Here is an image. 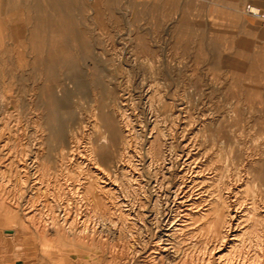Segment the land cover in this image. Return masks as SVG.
<instances>
[{"label":"rangeland","instance_id":"obj_1","mask_svg":"<svg viewBox=\"0 0 264 264\" xmlns=\"http://www.w3.org/2000/svg\"><path fill=\"white\" fill-rule=\"evenodd\" d=\"M0 118V169L6 168L3 148L29 163L38 156L45 181L37 188L10 186L16 169L15 177L0 172L6 262L87 264L90 225L102 245L95 264H157L148 253L157 214L129 213L119 201L143 207L148 194L145 186L129 185L120 153L130 133L136 158H152L144 161V179L162 175L163 157L175 156L183 125L224 157L237 155L244 175L250 167L257 203L240 225V247L264 254V0H0ZM108 122L117 129L114 137ZM73 144L92 145L102 166L124 177L120 196L105 190ZM166 197L152 199L154 211L165 209ZM29 203L42 214L27 212ZM8 205L18 214H6ZM208 238L198 227L178 233L176 259L164 257V264L208 257ZM56 252L58 263L49 259Z\"/></svg>","mask_w":264,"mask_h":264},{"label":"bare ground","instance_id":"obj_2","mask_svg":"<svg viewBox=\"0 0 264 264\" xmlns=\"http://www.w3.org/2000/svg\"><path fill=\"white\" fill-rule=\"evenodd\" d=\"M124 103H126V101H124ZM184 115H185V113H184ZM182 123L184 124L186 122L182 121ZM105 125L108 127L110 134L114 137V134L117 133V129L112 126L111 122H108V124H105ZM34 128H36V126ZM188 129H189V127L186 125H183L181 127V132L179 134L180 136L178 139V149L175 151V156L174 157L171 156L169 158L170 159L169 161H167L165 159V157H163L162 163H163V168L165 170L162 169V171H163L162 175L148 174L146 176V178L144 179L143 176H144V174H146L145 171L148 170V166H147V164L145 165V162L148 161L149 164L152 163V160H151L152 158L150 160H149V157H147L146 159L143 158L142 156L136 158V156L139 154L133 153V149L131 147V140L132 139H131L130 133L127 134L130 137V138H128V145H126L124 150H122L120 153L119 167L122 170L124 177L128 179V182H130L129 185L132 186V184H136V186H132V188L134 190H138L140 187L145 186L147 188L146 190H148V194H147V201H146L147 203H145L143 207L140 205H137L136 201L135 202L133 201L131 203L127 198H124L122 195L121 196L123 198L119 197V199H120L119 201H121L122 204L127 206V210L129 211V213H132V212L134 214L142 213V214H145V216H147V217L152 216V214H157V216L155 217L157 220L155 222V227H153V226L150 227L151 231L154 234V239L152 240V245L150 244L151 246L149 248L151 250L148 253H150V255H152L154 259L159 258V260L155 261L157 264L158 263L164 264V257L170 258L171 256H174V259H176V257H175L176 254L171 255L172 250H175V251L179 250L178 249V243L176 241V240H178V239H176V235L178 233L185 231L186 229H188L190 227L191 228H197L198 227V228H201V230L205 234H207L208 237H210V240L208 238V241H213L211 254H209L210 256L208 255V257H206L205 255L204 256L202 255L201 257H199L197 259H195V257H194V259L190 260V262H187L186 260H182L181 262L177 261L178 264H187V263H189V264H212L213 262H214V264H264V254L263 253L256 252L255 255L254 254L249 255L246 252L244 253L243 249L240 247L245 241L244 238L242 237L241 232H240V230H241L240 225L242 223V220L245 219V216L250 215L249 212L251 211V208L254 207V203H257L256 202V196L253 193L254 189L249 185L250 181H251V175L249 174L250 173V167L247 168V170H246L247 174L244 175L243 170L245 168V164L241 163V166L238 165L239 162L236 161L237 159L235 158V157H237V155L234 156L233 154L229 153V154L225 155L226 157H224V154L222 151L218 152L217 150L213 149L214 146L212 148L206 147V145H204L198 139L197 133L193 132L194 134L188 135L187 134ZM5 138H7V137H5ZM101 138H102V140H106L107 135L102 134ZM78 139H79V137H78ZM255 139H258V138H255ZM79 140H81V139H79ZM254 142H256V141H254ZM79 143L80 142H78V144ZM88 143H90V142H88ZM78 144H73L71 151L74 152V154L77 152L80 155H82L81 157L84 159V161L83 160L82 161L85 163V166L88 168V170H90L92 172V174H93V171L95 172L94 176L96 175V177L99 181L104 182L102 186L106 187V189H105L106 191H110V193L112 192L113 194L117 193L116 196H120V189L121 190L123 189V185H122V182L124 179L123 175H122L123 178L120 180L119 179L120 177L117 175V173L112 174L110 168L103 167L102 164L99 162V160L96 157V152H97L96 148H93L92 145L87 146V147L83 146L84 148H82ZM115 144H116L115 142H112V145H115ZM213 144H215V143H213ZM22 146L20 145L21 148H22ZM250 147H251V145H250ZM134 149H135V147H134ZM3 152H4L3 155L6 156V159H5L6 161L3 163L2 166L6 167V168L0 169V172L3 174V176L6 175V172H8L9 175L14 176L15 175V174H13L14 172L12 173L13 168H15L16 171L18 172V174H16L18 176V178H15L13 183H9L10 186H16V185L21 183V184H24L25 186L31 185V186H34L37 188V187H41L43 185V183L45 181L43 180V175L40 174V171L42 170V166L40 164V161L38 160L39 158H37L38 156L37 157L34 156L35 158H33L32 163L31 162L29 163V162H27V160L25 158H19L18 159V158L13 157L16 154H14L12 156L11 155L12 151L10 149L3 148ZM25 156H26V154H25ZM73 156H75V155H73ZM77 157L78 156H76V158ZM22 159H24V160H22ZM76 161L77 160H75V162ZM174 161H176L178 163V166L173 167ZM64 165H65V162H64ZM115 165L117 167V170H116V172H117L118 171V154H117V159H116ZM72 174H73V172H72ZM3 176H2V178H3ZM10 179L11 178H8V181ZM47 181H49V180H47ZM78 181H80V180L78 179ZM46 183H48V182H46ZM21 184H20V186H21ZM51 184L49 183V185H51ZM3 185H4V183H3ZM72 186L74 187V185H72ZM77 188H79V187L77 186ZM154 192H155V194H154ZM46 193H47V191H46ZM59 194H61V193L59 192ZM162 194H165V196H167L166 197V199H167L166 205L167 206L165 207L164 210L161 209V210L154 211L152 199H154V201L156 202V200ZM60 197H61V195H60ZM74 197H75V194H74ZM37 199H39V198H37ZM36 203H37V201H36ZM58 203H60V202H58ZM26 204H27V202L24 203L23 205H26ZM42 205H46V204L42 202ZM62 205L59 206L58 210L61 207V209H63V211H64V213H62V211H61V213L69 215L68 208L66 206H62ZM261 205H263V204H261ZM7 207H8V210H7L6 214H18L17 212L11 213V207L9 205L6 206V208ZM28 208L29 209L27 210V212H32L31 214H36V215L38 214L39 215V214H42V212H43L41 206H35L32 203L30 205H28ZM47 211H49V210H47ZM57 212L58 213L52 212L51 214H59V211H57ZM45 213H47V212H44L43 215H45ZM47 214H50V213H47ZM28 217H29V215H28ZM40 217H41L40 219H42V216H40ZM44 217H47V216L45 215ZM60 217H62V216H60ZM63 217H65V216L63 215ZM37 218H39V217H37ZM51 219H54V218L51 217ZM199 219H203V220L200 221L201 223L199 222L200 223L199 226L195 227L194 223L196 221H199ZM35 221H37V219ZM89 221H90V219H89ZM33 222H34V220H33ZM71 225L72 224L69 223V226H71ZM88 225H89V222H88ZM57 227H58V225H57ZM244 227H246V226H244ZM39 228H41V227H39ZM72 228H73V226H72ZM50 230H51V228H50ZM86 230L87 231L91 230V232H90V238L88 237L87 243H88L89 249H88L87 256H86L85 260H86L87 264H95V263L99 262V261H97L98 259H96V252L98 251L97 248L98 249L102 248V245H100L97 242H94V240H93V237H92L93 233L92 232H94V228H91L89 225ZM40 234H43V232H41ZM26 235H27V233H26ZM49 236H51V235H49ZM60 239H61V237H60ZM71 240H73V239H71ZM41 241H42V239H41ZM225 241L226 242L228 241L227 247L223 246V244H225ZM71 242H73V241H71ZM224 248H226L227 250L223 251ZM209 250H210V247H209ZM85 251H87V250H85ZM175 253H178V252H175ZM51 257L57 263L62 259V257H60L57 252L54 253L53 255H51ZM70 257L72 259H74L72 255H70Z\"/></svg>","mask_w":264,"mask_h":264},{"label":"crops","instance_id":"obj_3","mask_svg":"<svg viewBox=\"0 0 264 264\" xmlns=\"http://www.w3.org/2000/svg\"><path fill=\"white\" fill-rule=\"evenodd\" d=\"M50 260L54 261L51 256H49ZM10 260V257L8 258ZM0 264H17V263H10V261L7 260V262L4 260V255L2 253V250L0 249Z\"/></svg>","mask_w":264,"mask_h":264},{"label":"built area","instance_id":"obj_4","mask_svg":"<svg viewBox=\"0 0 264 264\" xmlns=\"http://www.w3.org/2000/svg\"><path fill=\"white\" fill-rule=\"evenodd\" d=\"M255 13L258 14V15H262L260 12H257V11Z\"/></svg>","mask_w":264,"mask_h":264}]
</instances>
